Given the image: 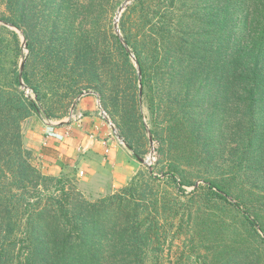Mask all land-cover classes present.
<instances>
[{"label": "trees", "instance_id": "1", "mask_svg": "<svg viewBox=\"0 0 264 264\" xmlns=\"http://www.w3.org/2000/svg\"><path fill=\"white\" fill-rule=\"evenodd\" d=\"M102 1L0 0V19L23 30L30 50V35L35 27L46 35L52 13L85 12ZM134 11L140 21L137 34L128 28ZM57 26L62 30V24ZM120 28L138 61L142 84L156 77L159 89H166V100L181 105L189 104L180 102L188 94L189 108H180L177 115L194 133L203 130L204 98L216 99L213 90L218 89L221 101L215 108L223 122L220 157L225 169L192 189L189 202L195 205V216L191 209L183 216L196 241L216 236L213 258L221 264H264V0H134ZM81 41L80 50L92 45L89 36ZM115 41L128 59L125 47L117 37ZM48 52L55 55L52 48ZM59 73L67 75L61 69ZM26 74L24 70L23 80L30 84ZM13 83L20 84L18 71H13ZM26 87L35 98L22 89L27 103L17 99L16 112L10 110V99L0 98V264H157L155 251L166 233L160 207H170L176 216L177 201L157 196L148 208L147 181L97 201L74 199L61 180L46 185L43 171L30 163L20 141L21 110L48 117L36 102L35 89ZM5 93L12 97L13 89ZM151 132L157 139L159 133ZM203 143L207 148L196 154L211 149L216 154L215 144L211 148ZM133 154L138 158V152ZM169 170L163 175L180 194H185L182 185H194L175 177L177 167ZM252 250L257 252L254 261ZM223 253L233 260H220Z\"/></svg>", "mask_w": 264, "mask_h": 264}, {"label": "rangeland", "instance_id": "2", "mask_svg": "<svg viewBox=\"0 0 264 264\" xmlns=\"http://www.w3.org/2000/svg\"><path fill=\"white\" fill-rule=\"evenodd\" d=\"M88 2L89 0H79V4L85 5ZM106 2L102 1L101 6V3H91L87 11L76 12L77 14L64 12L56 16L52 13L46 35L38 33V27L30 35V50L27 48L23 30L0 19V98L10 99V110L16 112L19 110L14 104L17 99L27 103L25 94L35 98L32 90L26 87L28 85L35 89L40 100L36 102L48 115L38 116L31 110H21L26 116H23L20 123V141L28 153L25 156L29 157L30 163L43 171L46 185L55 186L61 184L57 182L61 180L77 200L97 201L101 197L128 189L131 183L137 182L136 186L140 187L147 181L150 186L147 187L144 198L148 208L152 206L151 200L158 196L162 201L165 198L176 200L175 208L179 209L174 216L175 212L170 207H160L163 214L160 216V223L165 225L166 233L160 243L161 249L155 251L159 255L157 264H221L222 261L218 262V259L216 261L213 258V240L216 236H206L201 243L196 241L197 236L191 234V226L187 225V216H183L188 209H191L193 218L195 216V205L189 202L192 189L201 185L204 177L225 169V160L220 157L223 122L220 120V111L215 108V104L221 101V95L218 89H214L216 99L204 98L202 115L207 116L203 117V130L194 133L184 125V121L180 119L181 114L177 115L180 108H189L188 94L187 100L182 99L180 102L189 101V104L181 105L167 98L169 105L165 97L166 89H159L156 77H152V81L151 78H146L144 84L140 82L141 70L138 61L120 28L122 17L134 0ZM2 9L3 6L0 11ZM137 14L132 12L128 22L132 34L138 33L137 25L140 21ZM60 23L62 30L59 31L57 25H61ZM87 36L92 39V45L80 50L81 40ZM116 37L128 52V59L118 51ZM70 42L75 45H69ZM50 48L55 51L54 56L49 54ZM77 50H80V56ZM60 69L67 75L59 73ZM24 70L30 84L23 80ZM13 71L19 72V85L13 83ZM62 75H65L63 79L59 77ZM7 89H13L12 97L5 93ZM22 89H25V94ZM84 92L96 96V113L106 130V136L100 137L106 144L119 147L116 150L117 157L113 161L105 160L100 145L95 149H81L75 165L62 158L64 162L61 165L54 164L50 170L44 168L40 151L37 150L40 138L47 128L44 118H48L57 128L73 130L72 137H87V130L82 128L83 122L78 124L71 116L79 111V99ZM82 113L85 117L89 116L88 113ZM151 129L159 133L157 139L153 137ZM100 132L98 130L96 133ZM12 139L15 141L17 138ZM203 141L211 148L214 144L217 146L215 155L213 149L208 150L207 154L202 153L207 148ZM133 150L138 152V158ZM201 150L202 154L199 155L204 159L197 158L199 155L196 153ZM81 163L91 170L88 177L85 172H80L83 169ZM175 167L178 169L175 177L194 182V185H182L185 194H180L177 186L163 175ZM150 174L157 178L150 179ZM169 203V206L174 204ZM181 216L183 219L179 220ZM225 219L231 221L228 215ZM232 223L234 224L231 227L237 225L236 222ZM256 256L257 252L252 250L250 259L254 261ZM219 258L233 260L228 253L221 254Z\"/></svg>", "mask_w": 264, "mask_h": 264}, {"label": "crops", "instance_id": "3", "mask_svg": "<svg viewBox=\"0 0 264 264\" xmlns=\"http://www.w3.org/2000/svg\"><path fill=\"white\" fill-rule=\"evenodd\" d=\"M79 110H82L84 113H88L89 116H84L81 120L83 123L82 128L87 130V137L82 139H78L74 135L73 130L71 131L70 128H57L55 125L53 126V135L49 137L44 143L45 131L40 138V146L37 150L40 151V155L42 157L43 166L46 169H51L54 167V164L62 163L63 159L65 161L70 162L72 165H75L76 161L78 160V153L81 149L86 150L89 147H93L94 149L98 146H102L101 153L105 160L113 161L117 157L116 150L119 149L114 144L107 143L102 141L104 136H106V130L104 126L101 125V122L96 113V105H97V98L94 94H86L79 99ZM81 123V122H80ZM55 127V128H54ZM100 130V133H96ZM57 133V134H56ZM99 135V137H97ZM100 136H103L101 139ZM103 142V143H102ZM103 144V145H102ZM106 149H108L106 151ZM64 162V161H63ZM83 173L88 177L91 174V170L87 165H82Z\"/></svg>", "mask_w": 264, "mask_h": 264}, {"label": "built area", "instance_id": "4", "mask_svg": "<svg viewBox=\"0 0 264 264\" xmlns=\"http://www.w3.org/2000/svg\"><path fill=\"white\" fill-rule=\"evenodd\" d=\"M27 90V89H26ZM27 92H28V90H27ZM86 94H88V93H86V92H84L83 94H82V96H84V95H86ZM72 116V120H74V121H78L77 123L78 124H80V122H81V120L83 119V117H84V114L82 113V111H76L73 115H71ZM46 124H47V128H46V131H45V137H44V143L46 142V140L47 139H49V137L50 136H52L53 135V132H55L52 128H53V123L50 121V120H48V118H44V120H43ZM55 128V127H54ZM57 134V133H56ZM108 149H106V151H107ZM81 173H82V171H80Z\"/></svg>", "mask_w": 264, "mask_h": 264}, {"label": "water", "instance_id": "5", "mask_svg": "<svg viewBox=\"0 0 264 264\" xmlns=\"http://www.w3.org/2000/svg\"><path fill=\"white\" fill-rule=\"evenodd\" d=\"M125 3H126V2H124V4H125ZM124 4H123V5H124ZM122 8H123V6H122L119 10H121ZM139 75H140V71H139ZM122 141H123V139H122Z\"/></svg>", "mask_w": 264, "mask_h": 264}]
</instances>
